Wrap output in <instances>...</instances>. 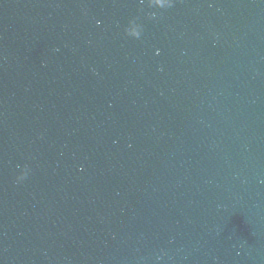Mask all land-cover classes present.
<instances>
[{
	"label": "clouds",
	"instance_id": "9594fccd",
	"mask_svg": "<svg viewBox=\"0 0 264 264\" xmlns=\"http://www.w3.org/2000/svg\"><path fill=\"white\" fill-rule=\"evenodd\" d=\"M171 3H172V0H151L152 5L158 6L160 8L170 6ZM152 15H155V13H153ZM97 23H100V22L97 21ZM126 32L133 37L139 38L141 35L140 25L136 24L135 22L130 21L129 27L126 28ZM157 51H159V50H157ZM27 171H28L27 167L25 166L24 170L21 172L18 179H23L27 175ZM157 259H160V257H157Z\"/></svg>",
	"mask_w": 264,
	"mask_h": 264
}]
</instances>
